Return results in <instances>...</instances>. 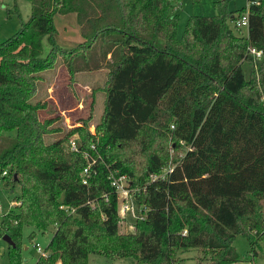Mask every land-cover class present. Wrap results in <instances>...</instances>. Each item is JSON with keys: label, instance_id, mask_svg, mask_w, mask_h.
<instances>
[{"label": "trees", "instance_id": "obj_1", "mask_svg": "<svg viewBox=\"0 0 264 264\" xmlns=\"http://www.w3.org/2000/svg\"><path fill=\"white\" fill-rule=\"evenodd\" d=\"M29 1L28 19L0 42V178L18 202L0 217L15 243L10 263L20 264L24 226L54 227L35 264H87L89 252L180 264L185 248L234 264L240 234L254 258L264 241V0H247L239 15L215 0L217 13L190 16L181 37L180 0ZM67 13L82 37L71 49L54 24ZM243 13L246 35L229 25ZM58 57L71 80L107 68L104 106L94 132L93 99L77 125L46 142L61 132L58 116L42 117L48 103L33 99ZM119 175L139 206L130 233L119 230Z\"/></svg>", "mask_w": 264, "mask_h": 264}, {"label": "rangeland", "instance_id": "obj_2", "mask_svg": "<svg viewBox=\"0 0 264 264\" xmlns=\"http://www.w3.org/2000/svg\"><path fill=\"white\" fill-rule=\"evenodd\" d=\"M215 0H180L179 4L175 7L174 12L177 15V37H181L187 19L192 15H204L212 16L217 13L214 6ZM226 7L229 11L233 12V15H239L240 10L247 5V0H225ZM16 9V10H15ZM31 12V3L29 0H0V42L12 36L20 26L21 20H27ZM229 25L231 29L237 33L246 35V27H236L235 20H229ZM48 44L44 42V51H48ZM59 68L60 71L59 72ZM63 70V72H62ZM89 71V70H88ZM58 73L57 85L62 94L65 88L71 89V92H77V97L79 101L81 100L82 106L79 107L77 100L74 98L68 99L67 102H62L56 105L58 109L54 110L51 104L47 105V110H45L41 116H58V120L54 125L61 127V132L51 133L45 136L46 142H52L53 140L62 136L67 130L72 127V123L78 117H85L88 114L90 106V89L98 85H104L107 78V68H100L98 70L89 71L91 75H86L87 81L89 82L88 90L82 84L75 85L72 80L69 79V73L65 67L64 61L61 57L56 60L53 69L40 72L41 75H49L47 73ZM77 72V71H76ZM67 73V74H66ZM83 74V76H85ZM74 76V75H73ZM44 77V76H43ZM41 76V80L38 82L40 87L44 78ZM43 88L44 85H43ZM44 92V90H43ZM37 95V94H36ZM35 95L33 101L38 100ZM95 95V96H94ZM104 94L98 92L97 89L93 91V98L98 100L93 106L92 115H94L93 120L89 123V130L91 132L95 131V125L98 123L99 116L103 112L102 98ZM95 124V125H94ZM94 125V129L92 127ZM93 129V130H92ZM11 137L15 135V131H10L8 133ZM71 137L78 138L77 134ZM174 145V144H172ZM64 147L67 148L66 144ZM170 155L178 156L181 155L180 149L169 150ZM118 210L122 205L123 193L120 191L118 196ZM130 205L134 206L135 212L138 211L137 199L135 196H129L128 199ZM17 201L13 200V195L10 191L4 188V180L0 178V217L9 211V209L14 208ZM128 211L122 212V214H127ZM121 225V222H120ZM120 230V227H119ZM54 227H50L46 232L41 233L40 231L34 229L32 226H24L21 237V249H20V264H35L37 259L41 256V253L34 246L36 243L40 246L42 250H47V244L53 234ZM4 234H9L5 230L0 229V264H11L9 260V245L6 241L2 239ZM237 255L238 261L234 264H264V241L260 242V246L257 255L253 258L250 252V245L246 237L243 235H237L232 243ZM215 251H208L206 249L202 250L200 248H185L179 249L177 256L180 264H210L211 259L215 256ZM87 264H133L132 257H120L111 256L103 253L89 252L87 257Z\"/></svg>", "mask_w": 264, "mask_h": 264}, {"label": "crops", "instance_id": "obj_3", "mask_svg": "<svg viewBox=\"0 0 264 264\" xmlns=\"http://www.w3.org/2000/svg\"><path fill=\"white\" fill-rule=\"evenodd\" d=\"M54 24L56 27V40L62 47L66 48V49H71L74 46H76L79 42L82 41L79 26H78V23L76 20V15L74 13L57 14L54 17ZM54 66L51 69H53ZM48 70H50V69H48ZM44 71H46V70H44ZM89 71H93V70H89ZM89 71L88 70H78L77 72H75V74L73 76V79H74L73 83H75V85L82 84V86H84L85 87L84 89H86V90L91 88L88 85L89 82L87 81V78L85 75V74L91 75L90 73H88ZM59 72H61L60 68H59ZM62 72H63V70H62ZM47 74H49V75H41V73H40V75L42 77L44 76L43 77L44 82H42L40 87L37 85V92H36L37 95L36 96H37L38 100L46 101L48 104H51L53 106L54 110H56V109H58V107H56L55 104L59 105L62 102H67V101H69L68 99H71V98L72 99L74 98V101H75V99H78L77 92H74V91L71 92V89H69V88L61 89V91L67 90V92L64 91V94H62L61 92L58 91L60 89L57 88L58 85L56 83V82H58V78H59L57 72L47 73ZM83 74L85 76H83ZM43 85L45 88H43ZM102 86L103 85H98V86L91 88L89 90L90 91V103H91V100L94 99L93 100V106L96 104V102H98V100L95 99V97L92 98L93 97V91L95 89H97L98 92H102L104 94V91L101 90ZM43 90H44V92H43ZM91 95H92V97H91ZM104 98H105V94L102 98L103 106H104ZM79 99L77 100V103L80 107V106H82V102H81V100L79 101ZM101 115H102V113H101ZM101 115L99 116V120L101 118ZM79 118H81V116L78 117L77 119H79ZM93 118H94V115L92 116V120H93ZM77 119H75V121L72 123V126L78 124ZM99 120H98V122H99ZM94 125H92L93 129H94ZM90 130H91V128H90ZM122 204H123V200H122ZM137 204H138V202H137ZM130 206L131 207L128 209L129 213H127V214H122L121 207L118 210L119 214L122 218L121 225L119 226L121 232L130 233V232L134 231L133 223L135 222V219L138 215L139 206H138L137 212H135L134 206L133 207H132V205H130Z\"/></svg>", "mask_w": 264, "mask_h": 264}, {"label": "built area", "instance_id": "obj_4", "mask_svg": "<svg viewBox=\"0 0 264 264\" xmlns=\"http://www.w3.org/2000/svg\"><path fill=\"white\" fill-rule=\"evenodd\" d=\"M235 25L236 27H247L248 26V18H247V14L243 13L242 16L238 19L235 20ZM248 51L250 54H252L253 56L256 57H260L261 56V50H257L254 47H250L248 48ZM66 146L69 150H75L78 146V138L76 137H70L68 142L66 143ZM169 169H165L162 173L161 176H163L166 172H168ZM84 173H87V168H84L83 170ZM3 174H5V172H3ZM152 178H156V176H152ZM83 182H85V180H83ZM112 185L115 186L118 196H119V192L121 191L123 193V204L121 206V211L122 212H127L128 209L131 207L130 203L128 201L129 196H133L132 193L130 192V190L127 188V179L126 176L124 175H119V176H112V181H111ZM36 247V249L41 253V255H45L47 254L46 250H42L40 248V246L36 243L34 245Z\"/></svg>", "mask_w": 264, "mask_h": 264}, {"label": "water", "instance_id": "obj_5", "mask_svg": "<svg viewBox=\"0 0 264 264\" xmlns=\"http://www.w3.org/2000/svg\"><path fill=\"white\" fill-rule=\"evenodd\" d=\"M2 239L4 240V241H6L7 243H8V245H12V246H14V242H13V240H12V238L10 237V235L9 234H4L3 236H2Z\"/></svg>", "mask_w": 264, "mask_h": 264}]
</instances>
